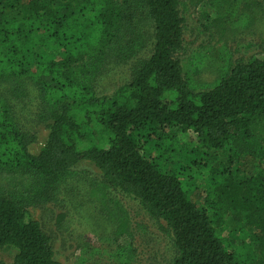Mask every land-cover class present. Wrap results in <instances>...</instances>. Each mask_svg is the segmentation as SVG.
<instances>
[{
  "label": "trees",
  "instance_id": "trees-1",
  "mask_svg": "<svg viewBox=\"0 0 264 264\" xmlns=\"http://www.w3.org/2000/svg\"><path fill=\"white\" fill-rule=\"evenodd\" d=\"M182 1L0 0V251L15 250L13 264H63L28 209L54 199L81 163L165 223L174 264H264V53L196 92L179 59ZM206 1L213 13L199 16L212 40L235 17L264 11V0ZM112 63L127 66L131 81L99 97ZM33 93L49 129L37 154L28 148L32 116L16 112ZM166 127L191 133L195 147H180ZM139 137L151 139L154 161ZM243 166L256 171L243 178ZM92 197L105 204L108 195L97 187ZM229 227L251 243L232 245Z\"/></svg>",
  "mask_w": 264,
  "mask_h": 264
},
{
  "label": "rangeland",
  "instance_id": "rangeland-1",
  "mask_svg": "<svg viewBox=\"0 0 264 264\" xmlns=\"http://www.w3.org/2000/svg\"><path fill=\"white\" fill-rule=\"evenodd\" d=\"M213 10L206 0H183L180 13L185 29L183 49L179 53L186 80L196 92L215 85L231 65L247 61L255 53H264V11H247L242 17L231 20L230 27L222 37L211 39L202 24L208 22L199 12ZM253 16L254 20L249 16ZM150 55L148 51L145 56ZM131 81L127 66L112 63L104 72L99 87V97L113 96ZM26 105L17 107L19 116H32L30 133L34 140L29 151L39 153L49 135L46 121L38 116L34 106L35 94ZM26 122V121H24ZM176 137L183 148L192 149L196 139L180 127L164 128ZM137 138L143 155L154 161L151 139ZM175 149H179L174 145ZM170 166V165H168ZM173 169V168H172ZM62 181L54 199L28 209V215L39 221L54 240L56 258L63 264H174L177 250L165 223L155 219L138 200L129 197L112 186H105L101 171L93 164L81 163L71 169ZM256 168H241L243 178L254 174ZM187 172L183 177H187ZM189 179V178H188ZM61 181V180H60ZM59 181V183H60ZM198 186L203 181L197 182ZM100 187L106 190L105 204L92 197V191ZM59 188V187H58ZM198 190V191H197ZM197 191V192H196ZM203 189H196L192 199L202 205ZM124 226V228H121ZM232 245L251 243L243 240L239 230L229 227L225 232ZM15 250L0 251V261L9 263ZM263 264L262 260L248 262Z\"/></svg>",
  "mask_w": 264,
  "mask_h": 264
},
{
  "label": "crops",
  "instance_id": "crops-1",
  "mask_svg": "<svg viewBox=\"0 0 264 264\" xmlns=\"http://www.w3.org/2000/svg\"><path fill=\"white\" fill-rule=\"evenodd\" d=\"M1 251H2V250H1ZM15 254H16V251H15ZM14 257H15V255L13 256V260H12L11 262H9V263H5V262H3V261H0V264H13Z\"/></svg>",
  "mask_w": 264,
  "mask_h": 264
}]
</instances>
